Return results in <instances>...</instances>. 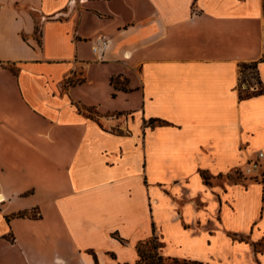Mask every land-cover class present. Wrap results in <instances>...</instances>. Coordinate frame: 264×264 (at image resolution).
I'll use <instances>...</instances> for the list:
<instances>
[{
  "label": "crops",
  "instance_id": "1",
  "mask_svg": "<svg viewBox=\"0 0 264 264\" xmlns=\"http://www.w3.org/2000/svg\"><path fill=\"white\" fill-rule=\"evenodd\" d=\"M255 61L264 80L263 0H0V244L136 264L155 237L264 264V178L219 177L264 153V93L239 87Z\"/></svg>",
  "mask_w": 264,
  "mask_h": 264
},
{
  "label": "rangeland",
  "instance_id": "2",
  "mask_svg": "<svg viewBox=\"0 0 264 264\" xmlns=\"http://www.w3.org/2000/svg\"><path fill=\"white\" fill-rule=\"evenodd\" d=\"M114 82L120 86L122 83H125V80L121 78H115ZM122 84V85H123ZM240 92L243 97L257 94L260 91H264V80L258 74V71L255 68L247 67L241 69V78H240ZM94 112V110H91ZM248 163H253L255 170L251 172H246V168L249 167ZM247 164L240 166L232 170L227 175H221L220 178H229L233 181H244V180H255L259 178H264V160L257 158L256 156L251 157ZM257 165V166H255ZM31 213L38 217L40 214L39 208H34L31 210ZM10 236L8 235V238ZM11 238V237H10ZM158 247V244H157ZM142 250L146 255L149 254H160L157 249H153L152 244H143ZM151 258H148L150 260ZM147 260V259H146ZM0 264H26L25 258L22 253L19 251V246L16 244L11 245L10 243H1L0 244Z\"/></svg>",
  "mask_w": 264,
  "mask_h": 264
},
{
  "label": "trees",
  "instance_id": "3",
  "mask_svg": "<svg viewBox=\"0 0 264 264\" xmlns=\"http://www.w3.org/2000/svg\"><path fill=\"white\" fill-rule=\"evenodd\" d=\"M263 8H264V0H263ZM247 67H252V68L256 69L257 68V61L250 62V63H243L241 65V69H244V68H247ZM112 82H113V79H112ZM115 87H117V86L115 85ZM261 93H264V91H260L257 94H261ZM242 98H244V97L242 96ZM203 178L207 182L210 180V177L207 174H205V173H203ZM19 216H21V217L29 216V214L27 212H23V213H20ZM148 243L149 242L140 243L138 245V250H139L140 257H139V260L137 261L136 264H203L202 262L196 261V260L165 257V256H163L161 254H152V255L149 254V255H146L143 252L141 247H142L143 244H148ZM150 243L152 244L153 249H157V244L155 242V237L150 240ZM148 258H151V259L148 260Z\"/></svg>",
  "mask_w": 264,
  "mask_h": 264
},
{
  "label": "built area",
  "instance_id": "4",
  "mask_svg": "<svg viewBox=\"0 0 264 264\" xmlns=\"http://www.w3.org/2000/svg\"><path fill=\"white\" fill-rule=\"evenodd\" d=\"M110 44V40L107 38L106 35H102L100 37L97 38V40L95 41L94 45L92 46V51L97 54L99 57H101L104 52L106 51V49L108 48ZM116 118V117H115ZM257 158H261L264 159V153L262 151L258 152L257 154ZM248 166L246 168V172H251L252 170H255V167L253 165V163H248ZM257 166V165H255ZM2 202V200H0V203Z\"/></svg>",
  "mask_w": 264,
  "mask_h": 264
},
{
  "label": "bare ground",
  "instance_id": "5",
  "mask_svg": "<svg viewBox=\"0 0 264 264\" xmlns=\"http://www.w3.org/2000/svg\"><path fill=\"white\" fill-rule=\"evenodd\" d=\"M0 200H3L2 196H0Z\"/></svg>",
  "mask_w": 264,
  "mask_h": 264
}]
</instances>
